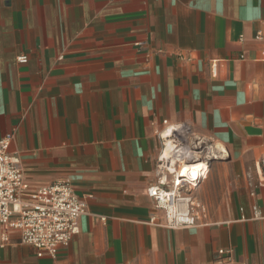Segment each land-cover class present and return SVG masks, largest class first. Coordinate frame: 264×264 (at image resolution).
I'll list each match as a JSON object with an SVG mask.
<instances>
[{
    "label": "crops",
    "instance_id": "0c3cea01",
    "mask_svg": "<svg viewBox=\"0 0 264 264\" xmlns=\"http://www.w3.org/2000/svg\"><path fill=\"white\" fill-rule=\"evenodd\" d=\"M173 125L222 148L186 230L148 195ZM9 135L29 188L88 207L56 257L0 226V264H264V0H0Z\"/></svg>",
    "mask_w": 264,
    "mask_h": 264
},
{
    "label": "built area",
    "instance_id": "2783aa9c",
    "mask_svg": "<svg viewBox=\"0 0 264 264\" xmlns=\"http://www.w3.org/2000/svg\"><path fill=\"white\" fill-rule=\"evenodd\" d=\"M18 62L27 63L28 58L22 55ZM168 129L172 130L168 137L172 149L166 158L164 144L157 161L156 184L148 189V195L155 201L156 210L164 213L165 228L186 230L197 225L203 210L194 191L207 180L211 163L221 153L215 155L212 151L211 154L214 145H206V139L190 126L173 125ZM13 140V135L0 139V226L18 232L21 244L36 248L38 256L56 257L58 250L68 246L80 233V219L87 213V202L75 193L69 182L29 188L22 162L11 151ZM195 151L202 154L200 161L208 166L199 170L198 179L182 174ZM259 167L264 174V157ZM153 222L157 220L154 218ZM3 240L8 241L7 235ZM219 253L227 254L224 250Z\"/></svg>",
    "mask_w": 264,
    "mask_h": 264
},
{
    "label": "bare ground",
    "instance_id": "6f19581e",
    "mask_svg": "<svg viewBox=\"0 0 264 264\" xmlns=\"http://www.w3.org/2000/svg\"><path fill=\"white\" fill-rule=\"evenodd\" d=\"M181 132V131H180ZM172 134V130L171 129H168V130H166L164 133H163V136L165 135V138L167 139L170 135ZM168 141V140H167ZM170 142V141H169ZM167 143L166 145H167V147H166V149L163 151L164 152V155L166 156V158H168L169 157V153H170V151H171V149H172V145L170 144V143ZM217 146H218V144H217ZM224 149V148H223ZM218 150L220 151V152H222V148L220 147V145H219V147H218ZM218 151V152H219ZM214 152V151H213ZM195 154L188 160V164H186V166H185V168H184V170L185 169H187L188 170V172H185V174H184V172L182 173L183 175H189V176H191L193 179H198L199 177H200V172H199V170L200 169H204V168H207L208 169V166L205 164V162H203V161H201L200 162V158H202V154L199 152V151H195L194 152ZM210 153L212 154V150L210 151ZM214 154L216 155L217 153L216 152H214ZM213 156V155H212ZM223 157V156H222ZM217 160V159H216ZM192 161H199L198 163H196V164H194V165H192L191 164V162ZM183 170V171H184ZM194 171V172H192V171Z\"/></svg>",
    "mask_w": 264,
    "mask_h": 264
},
{
    "label": "rangeland",
    "instance_id": "374dc122",
    "mask_svg": "<svg viewBox=\"0 0 264 264\" xmlns=\"http://www.w3.org/2000/svg\"><path fill=\"white\" fill-rule=\"evenodd\" d=\"M171 139H172V138H171ZM167 140H168V141H167ZM169 141H171L170 138H167V139H164L163 142H164V144H167ZM206 145H208V146L211 145V142H210L209 140H207V139H206ZM212 151H214V152H216V153H221V152H220L219 150H217L215 147H213ZM218 151H219V152H218ZM214 152H213V153H214ZM198 162H199V161H192L191 164L194 165V164H196V163H198ZM200 162H201V161H200ZM191 171H192V170H191ZM183 172H184V174H185V172H188V170L185 169ZM192 172H194V171H192Z\"/></svg>",
    "mask_w": 264,
    "mask_h": 264
}]
</instances>
